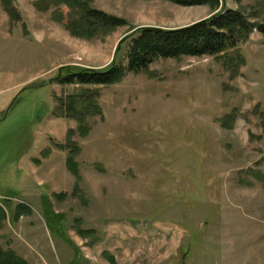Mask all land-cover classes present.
<instances>
[{
  "label": "rangeland",
  "instance_id": "1",
  "mask_svg": "<svg viewBox=\"0 0 264 264\" xmlns=\"http://www.w3.org/2000/svg\"><path fill=\"white\" fill-rule=\"evenodd\" d=\"M218 1L214 10L92 0L126 22L93 39L71 35L37 0H13L20 22L0 4L2 249L28 264H109L104 253L116 264H264V133L253 114L264 108L263 34L237 47V75L202 56L160 59L114 85L52 83L60 67L108 66L131 28L183 27L222 6L264 23V0ZM79 94L101 110L86 117L85 134L62 106ZM68 142L79 148V180L66 165ZM22 206L30 214L17 216ZM58 215L69 244L51 227Z\"/></svg>",
  "mask_w": 264,
  "mask_h": 264
},
{
  "label": "trees",
  "instance_id": "2",
  "mask_svg": "<svg viewBox=\"0 0 264 264\" xmlns=\"http://www.w3.org/2000/svg\"><path fill=\"white\" fill-rule=\"evenodd\" d=\"M164 1L181 7L209 5L214 10L219 7L218 0ZM12 3L13 0H1L0 4L10 21L20 22L21 17ZM35 7L41 12H48L53 9V19L58 23H62L71 35L78 38L93 39L105 36L115 28L126 24L123 19L94 8L92 0H37ZM62 7L67 8L68 11L64 13ZM23 27L25 26L23 25ZM254 31L264 35V23L253 22L244 12L225 6H222L219 11L209 17L183 27L131 28L120 40L119 50L108 66L103 69L78 68L75 66L60 67L52 83L76 86L114 85L120 83L126 73L136 74L147 71L152 63L160 59L202 56H214L232 75H237L240 67L245 63L243 57L236 51L237 47L247 41ZM124 45H126L125 56L118 59L120 48ZM24 90L26 88L22 91ZM66 99L62 104L63 108L69 116L78 122L81 134L87 133L88 128L84 125L86 117L101 115L97 102L82 94L70 96ZM253 114L259 119L260 127L264 133V108L261 109L259 105H255ZM236 118L237 114L235 112L224 115L219 120L221 127L231 129ZM66 146L70 147L69 156L66 159L67 168L79 180L77 163L75 162V156L78 154L79 148L71 142H68ZM47 208L49 209V207ZM21 214H30V209L22 206L17 216ZM54 217L59 221L54 223L56 227H51L61 237L63 235L61 232L62 216ZM51 224L53 223L50 221ZM78 234L84 238L94 236L95 231L79 229ZM62 238L68 244L70 243L64 236ZM103 255L109 264H116L113 256L108 253ZM0 264H28V262L17 255L14 250L0 247Z\"/></svg>",
  "mask_w": 264,
  "mask_h": 264
},
{
  "label": "water",
  "instance_id": "3",
  "mask_svg": "<svg viewBox=\"0 0 264 264\" xmlns=\"http://www.w3.org/2000/svg\"><path fill=\"white\" fill-rule=\"evenodd\" d=\"M118 50H119V46L117 47L116 51H118Z\"/></svg>",
  "mask_w": 264,
  "mask_h": 264
}]
</instances>
